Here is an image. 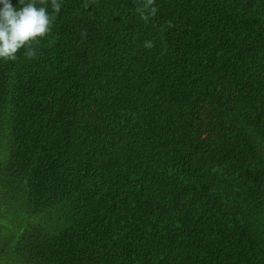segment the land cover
Returning a JSON list of instances; mask_svg holds the SVG:
<instances>
[{"label":"trees","instance_id":"16d2710c","mask_svg":"<svg viewBox=\"0 0 264 264\" xmlns=\"http://www.w3.org/2000/svg\"><path fill=\"white\" fill-rule=\"evenodd\" d=\"M35 2L37 54L0 60V264H264V0Z\"/></svg>","mask_w":264,"mask_h":264},{"label":"clouds","instance_id":"9594fccd","mask_svg":"<svg viewBox=\"0 0 264 264\" xmlns=\"http://www.w3.org/2000/svg\"><path fill=\"white\" fill-rule=\"evenodd\" d=\"M18 4L22 6H14L12 0H0V60L14 61L21 49L28 57H34L37 50L27 46L51 30L53 16L47 7L37 6L35 0H18ZM52 8L58 13L62 0H52Z\"/></svg>","mask_w":264,"mask_h":264}]
</instances>
